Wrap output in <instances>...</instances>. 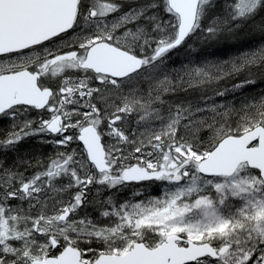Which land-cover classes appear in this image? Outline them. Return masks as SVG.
<instances>
[{
  "label": "snow or ice",
  "instance_id": "1",
  "mask_svg": "<svg viewBox=\"0 0 264 264\" xmlns=\"http://www.w3.org/2000/svg\"><path fill=\"white\" fill-rule=\"evenodd\" d=\"M0 264H264V0H0Z\"/></svg>",
  "mask_w": 264,
  "mask_h": 264
}]
</instances>
